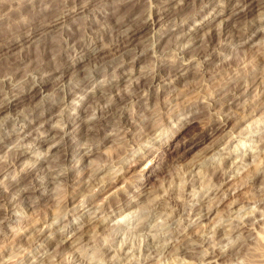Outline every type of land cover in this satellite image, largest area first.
I'll list each match as a JSON object with an SVG mask.
<instances>
[{"label": "clouds", "instance_id": "clouds-1", "mask_svg": "<svg viewBox=\"0 0 264 264\" xmlns=\"http://www.w3.org/2000/svg\"><path fill=\"white\" fill-rule=\"evenodd\" d=\"M211 2L0 0V264H264V0Z\"/></svg>", "mask_w": 264, "mask_h": 264}, {"label": "rangeland", "instance_id": "rangeland-1", "mask_svg": "<svg viewBox=\"0 0 264 264\" xmlns=\"http://www.w3.org/2000/svg\"><path fill=\"white\" fill-rule=\"evenodd\" d=\"M206 3H207V7L204 9L203 14L211 15L212 10L215 9V4L212 3L211 0H206ZM198 5H199V0H198ZM255 55L257 57H259L260 56L259 51H257ZM176 148L179 150L180 145L177 144ZM182 157H183V153L181 152L179 163H181V164L186 163V161H184ZM262 159H264V158H262ZM248 162L251 163V160H249ZM225 166L226 167L230 166V162H225ZM215 179L216 178L214 177L213 178L214 182H215ZM225 187H227V185H225ZM224 207H225L224 204L220 205L221 210H223ZM238 207H239V205H235L234 209H236ZM15 221H16V217L11 214V210H10L9 222L15 223ZM256 221L258 222L256 224V233L258 234V236H264V231L261 230L262 227H264V221H260L259 213L256 214ZM204 222L207 223V220H205ZM19 243L25 244L26 243V236H22L19 239ZM45 248L48 251H55L56 246L54 243L49 242L48 244L45 245ZM144 254L147 255V252L145 251ZM53 259L58 260V257H54ZM191 261H192V256L190 255V253L185 248H180L179 251L176 252L175 256L172 257V261L170 262V264H191ZM25 264H30V262L26 259Z\"/></svg>", "mask_w": 264, "mask_h": 264}]
</instances>
